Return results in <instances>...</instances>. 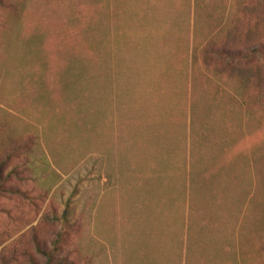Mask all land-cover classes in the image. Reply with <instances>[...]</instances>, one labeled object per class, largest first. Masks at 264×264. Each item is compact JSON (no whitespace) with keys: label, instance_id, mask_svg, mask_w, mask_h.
<instances>
[{"label":"rangeland","instance_id":"obj_1","mask_svg":"<svg viewBox=\"0 0 264 264\" xmlns=\"http://www.w3.org/2000/svg\"><path fill=\"white\" fill-rule=\"evenodd\" d=\"M184 2L164 8L188 17ZM156 11L154 0H0V264H47L38 243L55 264L87 253L108 264L100 190L116 177L102 144L128 168L135 141L172 140L188 123L202 148L209 128L227 134L226 156L242 157L227 173H246L264 232V0H196L194 20L167 18L172 36ZM216 109L229 110L221 129ZM128 206L113 224L123 231Z\"/></svg>","mask_w":264,"mask_h":264},{"label":"crops","instance_id":"obj_2","mask_svg":"<svg viewBox=\"0 0 264 264\" xmlns=\"http://www.w3.org/2000/svg\"><path fill=\"white\" fill-rule=\"evenodd\" d=\"M192 2L193 12L182 17L164 8L167 3L177 4V0H154L156 22L172 36L176 32L167 18L174 14V19L194 20L196 0ZM223 98L219 95V99ZM216 111L221 129V122L228 124L229 110ZM203 133L208 135L203 148L195 141L202 133L192 123L172 140L149 139L148 144L135 141L131 147L134 163L128 168L122 167L118 147L116 152L107 146L104 153L102 144L101 154L106 163L112 159L116 177L114 185L100 190L101 241L108 251V264L111 260L114 264H262V207L255 206L252 213L250 185L246 187L244 182L246 173H227L228 167L231 171L242 157L233 151L232 156H226L227 134L219 132L217 136L213 128ZM182 141H187L189 152L180 147ZM194 147L199 150L197 156ZM123 174L129 188V196L124 198L114 194ZM228 178L244 185L228 187ZM123 201L128 203L130 213L126 231L120 223L113 225L122 217ZM102 256L101 253L100 264H107V258Z\"/></svg>","mask_w":264,"mask_h":264},{"label":"trees","instance_id":"obj_3","mask_svg":"<svg viewBox=\"0 0 264 264\" xmlns=\"http://www.w3.org/2000/svg\"><path fill=\"white\" fill-rule=\"evenodd\" d=\"M216 40H217V42L218 43H220V42H222L223 40L221 39V36H218V37H216L215 38ZM227 44V42H224V45H226ZM211 46H213V44H209V47L208 48H210ZM207 47L205 48V53L207 52V51H211V50H209ZM219 52L220 53H223V56H225V57H228V56H231V57H235V53L234 52H231V51H229V49H221V50H219ZM221 73V72H220ZM3 165L1 164L0 165V188L4 185V180H6V177L3 175V172L1 171V167H2ZM262 235L264 236V232H262ZM38 249H39V251L40 252H43V253H45L46 255H47V257H48V260H47V264H55L54 262H53V256H52V253H47L46 251H45V248H43V246L42 245H39V243H38ZM87 263L86 264H92V258L87 254ZM88 260H89V263H88ZM32 264H37V263H32ZM262 264H264V256L262 257Z\"/></svg>","mask_w":264,"mask_h":264}]
</instances>
